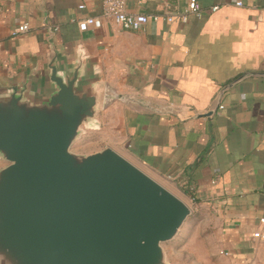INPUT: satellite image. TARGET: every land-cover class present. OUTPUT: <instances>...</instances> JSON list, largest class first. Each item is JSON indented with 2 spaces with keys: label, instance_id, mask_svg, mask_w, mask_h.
Masks as SVG:
<instances>
[{
  "label": "crops",
  "instance_id": "obj_1",
  "mask_svg": "<svg viewBox=\"0 0 264 264\" xmlns=\"http://www.w3.org/2000/svg\"><path fill=\"white\" fill-rule=\"evenodd\" d=\"M198 1L202 15L186 24L82 32L101 0H2L0 84L28 81L42 95L51 44L60 69L81 51L85 75L105 84L108 146L207 221L208 250L192 261L264 264V0ZM169 2L173 12L187 4ZM126 3L134 14L164 10L161 0ZM23 23L29 32L15 36Z\"/></svg>",
  "mask_w": 264,
  "mask_h": 264
},
{
  "label": "water",
  "instance_id": "obj_2",
  "mask_svg": "<svg viewBox=\"0 0 264 264\" xmlns=\"http://www.w3.org/2000/svg\"><path fill=\"white\" fill-rule=\"evenodd\" d=\"M50 47V90L0 84V264H169L192 209L111 147L71 151L100 129L105 84Z\"/></svg>",
  "mask_w": 264,
  "mask_h": 264
},
{
  "label": "built area",
  "instance_id": "obj_3",
  "mask_svg": "<svg viewBox=\"0 0 264 264\" xmlns=\"http://www.w3.org/2000/svg\"><path fill=\"white\" fill-rule=\"evenodd\" d=\"M170 0H161L164 10L157 13L149 14H134L127 10L126 0H101V15L99 17H89L78 22L79 30L84 32L89 29H100L104 21H109L113 25L119 27L123 31L142 32L150 23H164L167 25L179 22L186 24L191 16L200 17L203 13L202 7L198 0H187V4L182 11H170ZM235 6L244 7L242 0H236ZM2 0H0V13L2 12ZM84 6L81 5L80 9ZM219 7H212L210 12H217ZM30 26L28 23L18 25L13 34L19 35L29 32ZM58 30V28L54 29ZM260 239L264 242V231L260 235Z\"/></svg>",
  "mask_w": 264,
  "mask_h": 264
},
{
  "label": "rangeland",
  "instance_id": "obj_4",
  "mask_svg": "<svg viewBox=\"0 0 264 264\" xmlns=\"http://www.w3.org/2000/svg\"><path fill=\"white\" fill-rule=\"evenodd\" d=\"M107 106L111 107L112 104ZM107 117V114H103L102 122L104 127L102 126L101 130L85 129L86 133L74 143L71 151L78 155H90L110 147L108 145L112 144V136L108 132V127H105ZM105 128L108 130H105ZM7 165V162H0V167H6ZM205 226L207 227V221H204L203 216L192 214L181 228L178 236L173 241L163 244L169 264H195L193 262L194 259L200 260L204 258L206 250H208L206 246L201 244L206 234ZM189 252L192 253L191 256L188 255Z\"/></svg>",
  "mask_w": 264,
  "mask_h": 264
}]
</instances>
